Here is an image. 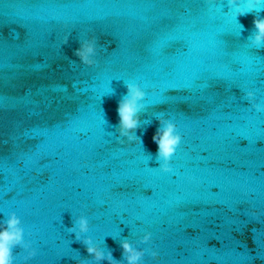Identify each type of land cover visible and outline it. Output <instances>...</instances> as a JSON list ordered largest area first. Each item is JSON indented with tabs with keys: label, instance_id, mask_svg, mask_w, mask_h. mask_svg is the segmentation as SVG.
<instances>
[{
	"label": "water",
	"instance_id": "1",
	"mask_svg": "<svg viewBox=\"0 0 264 264\" xmlns=\"http://www.w3.org/2000/svg\"><path fill=\"white\" fill-rule=\"evenodd\" d=\"M254 18L227 0H0V227L15 213L36 252L17 246L14 264H95L68 230L80 216L116 260L127 238L157 252L142 264H264ZM93 37L88 67L73 52ZM127 82L146 93L142 144L115 130ZM158 117L182 136L170 173Z\"/></svg>",
	"mask_w": 264,
	"mask_h": 264
},
{
	"label": "clouds",
	"instance_id": "2",
	"mask_svg": "<svg viewBox=\"0 0 264 264\" xmlns=\"http://www.w3.org/2000/svg\"><path fill=\"white\" fill-rule=\"evenodd\" d=\"M227 7L235 14V18L254 14L253 30L248 36V42L255 49L264 48V16L260 13L264 11V0H227ZM241 31L243 25L240 24ZM68 43V38L64 40V44ZM73 55L78 58L79 62L85 66L92 67L95 65V57L97 55L96 38H90L79 42V47L74 50ZM127 89L126 94L119 100L117 107V115L119 118L118 125L115 130L120 138H124L129 142L142 144L140 136L136 135L137 129L141 128V113L145 108L143 101L146 93L137 83H125ZM114 94V92H113ZM245 99L250 103L254 101L255 95L252 91L245 94ZM252 107L257 111H264V105L252 103ZM162 113L160 116L162 117ZM159 127L155 135L152 137L153 142L157 145L156 160L159 164V170L163 173L172 171L170 163L175 155L177 148L181 144L182 136L178 133L177 126L171 120L157 118ZM123 142V140H121ZM70 233L75 234V240L81 242L92 258L95 264L101 261H107V264H142L145 252L147 251L153 259L157 257V252L148 250H139L125 238L120 242L122 248V259L116 260L111 251L105 252L101 247L94 244L91 237L86 234L89 232V221L85 216H80L73 222V226L68 229ZM24 228L21 226V220L15 213L8 215L0 227V264H14L15 257L13 249L19 246L28 252L25 259H31L36 255L35 250L30 249V244L24 240ZM151 240V233H146L141 243L147 244Z\"/></svg>",
	"mask_w": 264,
	"mask_h": 264
}]
</instances>
